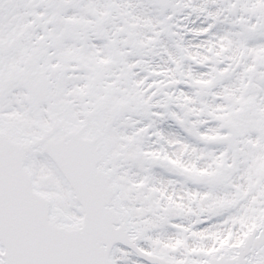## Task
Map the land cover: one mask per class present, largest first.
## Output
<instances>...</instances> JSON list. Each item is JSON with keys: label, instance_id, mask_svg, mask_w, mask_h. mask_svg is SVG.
<instances>
[{"label": "snow or ice", "instance_id": "6c2138e0", "mask_svg": "<svg viewBox=\"0 0 264 264\" xmlns=\"http://www.w3.org/2000/svg\"><path fill=\"white\" fill-rule=\"evenodd\" d=\"M0 264H264V0H0Z\"/></svg>", "mask_w": 264, "mask_h": 264}]
</instances>
